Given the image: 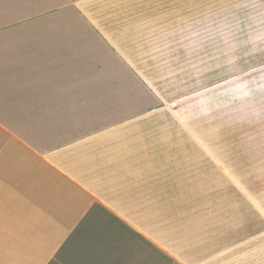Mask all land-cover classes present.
<instances>
[{
  "label": "crops",
  "instance_id": "1",
  "mask_svg": "<svg viewBox=\"0 0 264 264\" xmlns=\"http://www.w3.org/2000/svg\"><path fill=\"white\" fill-rule=\"evenodd\" d=\"M123 2L0 0V264H264V214L228 241L175 244L189 152L156 119L112 111L105 88L179 78L221 60L210 47L264 45V0H154L166 21L152 24L106 14ZM112 61L131 73L112 75Z\"/></svg>",
  "mask_w": 264,
  "mask_h": 264
},
{
  "label": "rangeland",
  "instance_id": "2",
  "mask_svg": "<svg viewBox=\"0 0 264 264\" xmlns=\"http://www.w3.org/2000/svg\"><path fill=\"white\" fill-rule=\"evenodd\" d=\"M119 6L114 15L106 14L123 20L137 13L131 21L141 18L150 24L166 21L165 10L154 0H142L133 7L136 11L129 8L134 0ZM231 47L223 46L221 55L210 47L207 57L221 60L191 62L175 72L183 74L179 78L112 76L105 82L112 111L156 119L160 132L174 133L175 149L189 152L184 160L192 188L182 191L173 206L176 245H210L215 235L228 241L232 232L263 224L264 45ZM131 70L126 62H111L112 75ZM193 134L201 137V145L189 136ZM203 149L217 154L215 164H210L215 153L204 158ZM194 172L207 176L195 179Z\"/></svg>",
  "mask_w": 264,
  "mask_h": 264
}]
</instances>
